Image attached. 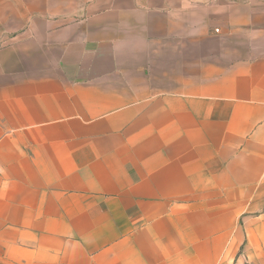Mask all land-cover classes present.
<instances>
[{
	"label": "crops",
	"instance_id": "1",
	"mask_svg": "<svg viewBox=\"0 0 264 264\" xmlns=\"http://www.w3.org/2000/svg\"><path fill=\"white\" fill-rule=\"evenodd\" d=\"M0 264H264V0H0Z\"/></svg>",
	"mask_w": 264,
	"mask_h": 264
}]
</instances>
